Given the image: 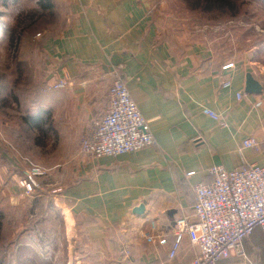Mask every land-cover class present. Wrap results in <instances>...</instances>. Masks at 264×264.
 <instances>
[{"label":"crops","instance_id":"1","mask_svg":"<svg viewBox=\"0 0 264 264\" xmlns=\"http://www.w3.org/2000/svg\"><path fill=\"white\" fill-rule=\"evenodd\" d=\"M53 4L52 19L43 18L38 31L29 30L34 34L31 54L20 61L23 95L31 101L28 111H35V102L41 118L48 119L41 145L32 140L29 123L21 119L19 129L47 156L34 162L0 133V177L10 172L19 179L30 163L49 170L38 192L44 189L49 199L45 239L58 247L43 255L19 244L15 257L23 256L26 264H192L197 249L186 237L169 259L167 247L143 236L154 223L172 242L176 220L192 214L194 187L211 182L210 167L264 166L260 48L227 55L218 33L186 42L173 34V27L166 29L168 18L173 19L170 0ZM247 73L261 85L260 95L245 93ZM115 74L149 122L156 143L95 159L83 155L80 145L94 134L107 108ZM59 79L72 83L52 90ZM226 81L231 82L228 88L222 86ZM238 93L244 96L238 99ZM18 94L10 92L14 98ZM259 101L261 106L255 107ZM203 108L218 114L219 121L204 115ZM247 138L258 146L241 149ZM16 189L23 195L18 185ZM141 206L143 212L135 213ZM242 250L247 261L231 257L217 264H264L263 231L256 228Z\"/></svg>","mask_w":264,"mask_h":264},{"label":"rangeland","instance_id":"2","mask_svg":"<svg viewBox=\"0 0 264 264\" xmlns=\"http://www.w3.org/2000/svg\"><path fill=\"white\" fill-rule=\"evenodd\" d=\"M170 1L173 19L168 18L171 26H166V29L173 27L175 36L185 37L186 42L191 38L197 42L206 35L217 36L218 33L227 55H238L246 48L257 46L260 48L257 53L261 54L264 63V4L259 0H241L232 11L211 12H204L198 7L202 0ZM39 5V0H20L8 5H3L0 0V133L37 163L47 156V152L31 145L33 142L19 129V123L25 119L30 124L29 131L35 135L32 140L41 145L45 137L43 126L48 118H41V112L38 113L40 104L35 102L33 104L38 105L35 111H28L31 101L23 95V84L20 81L17 83V78L23 75L20 61L31 54L29 43L34 40L32 32L38 31L37 24L43 18L49 20ZM26 7L28 10L24 11ZM11 90L19 91L17 98L10 95ZM13 175L7 172L0 177V264H26L23 256L21 263L15 257L19 244L29 245L43 255L51 253L47 252L48 249L58 247L57 242L47 241L44 236V230L48 228L44 206L49 201L43 196L45 190L36 192L32 197L23 196L16 189L18 175L16 179L12 178ZM44 182L41 180L40 185L44 186ZM54 220L57 222L56 218Z\"/></svg>","mask_w":264,"mask_h":264},{"label":"built area","instance_id":"3","mask_svg":"<svg viewBox=\"0 0 264 264\" xmlns=\"http://www.w3.org/2000/svg\"><path fill=\"white\" fill-rule=\"evenodd\" d=\"M231 67L229 64L223 69ZM71 83L68 79H59L50 88L63 90ZM222 86L228 88L231 82L226 81ZM243 96L237 94L238 99ZM259 106L261 101L255 104V107ZM202 113L219 121V115L208 108H203ZM155 143L149 122L139 112L123 80L115 74L105 113L94 134L82 141L80 152L95 159L117 157L152 147ZM257 146L254 138L241 143V149ZM48 172L41 164L27 165L17 182L23 196L32 197L38 192L40 181ZM208 175L210 183H199L194 187L192 214L176 220L172 242L154 223L143 237L149 243L167 247L169 259L176 257L186 237L197 249L192 264H217L231 257L247 261L242 250L243 241L256 228L264 233V166L242 163L237 169L227 170L214 165L208 169Z\"/></svg>","mask_w":264,"mask_h":264},{"label":"trees","instance_id":"4","mask_svg":"<svg viewBox=\"0 0 264 264\" xmlns=\"http://www.w3.org/2000/svg\"><path fill=\"white\" fill-rule=\"evenodd\" d=\"M3 5H8L11 2L13 4L19 2L20 0H1ZM241 0H202L199 4V8L201 7L204 12H211V11H232L235 8V4ZM261 3L264 4V0H259ZM40 8L46 13V16L49 17V20L52 19V15L54 14V4L53 0H39ZM42 19V18H41ZM17 83L20 81V77L17 78ZM24 122L25 119H22ZM35 120H38L35 117ZM19 263H21V258L18 259Z\"/></svg>","mask_w":264,"mask_h":264},{"label":"water","instance_id":"5","mask_svg":"<svg viewBox=\"0 0 264 264\" xmlns=\"http://www.w3.org/2000/svg\"><path fill=\"white\" fill-rule=\"evenodd\" d=\"M245 93L249 95H260L262 93V87L258 83L256 79L250 74H246V79H245ZM135 213H142L143 212V207H138L134 210Z\"/></svg>","mask_w":264,"mask_h":264}]
</instances>
